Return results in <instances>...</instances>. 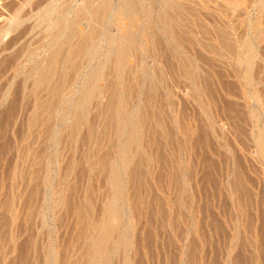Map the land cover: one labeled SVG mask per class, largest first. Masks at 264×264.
<instances>
[{
  "label": "rangeland",
  "instance_id": "rangeland-1",
  "mask_svg": "<svg viewBox=\"0 0 264 264\" xmlns=\"http://www.w3.org/2000/svg\"><path fill=\"white\" fill-rule=\"evenodd\" d=\"M103 1L0 0V264H83L111 194L107 167L120 159L121 98L144 111L143 154L124 174L131 227L113 264H264V0H168L183 5L167 12L180 46L163 31L164 0H145L122 82L107 57L129 15L118 11L123 0H108V17L93 16ZM76 14L81 33L97 28L91 54L68 64L74 37L39 86ZM92 81L100 94L77 123L75 102Z\"/></svg>",
  "mask_w": 264,
  "mask_h": 264
},
{
  "label": "bare ground",
  "instance_id": "bare-ground-1",
  "mask_svg": "<svg viewBox=\"0 0 264 264\" xmlns=\"http://www.w3.org/2000/svg\"><path fill=\"white\" fill-rule=\"evenodd\" d=\"M98 1V0H97ZM102 1V0H101ZM159 1V0H158ZM162 1V0H161ZM160 1V2H161ZM95 2V1H94ZM144 2L145 0H123L122 1V5L120 6V9L118 11H120V13L125 14L124 16H126V14L129 15V25H123L121 27V34L119 36H112V44H110V46L113 45V51L111 50L109 54V57H107V61H110L112 63V68H113V72L116 74L117 80L122 82L123 80V76L124 73L126 71V67H127V61L129 56L131 57L130 54H132L133 50H135V47H137V40H136V31L138 32V26H137V18L138 15L141 11V9L144 8ZM179 2V1H178ZM87 3V1H86ZM92 3V2H91ZM162 3V2H161ZM261 3V2H260ZM90 4V3H89ZM183 4V3H182ZM259 4V3H258ZM92 5V4H91ZM90 5V6H91ZM186 5V4H185ZM97 6V5H96ZM160 6H162L160 4ZM183 6V5H182ZM181 4H177L176 2H172V1H168V0H164L163 1V9H161L163 11L162 17H163V22L161 23L163 25V31L166 32L169 36V38L174 41L175 43H177L179 46L183 44V39L182 37L179 35L180 32L178 31V29H180L179 24L173 23L171 21V19H168L167 17V12L168 11H177V9L181 10L182 9ZM257 6V5H256ZM93 7V6H92ZM110 7V2L107 1H103V3H101L100 6L95 7L94 6V11L92 12L93 16H96L102 20L106 19L107 16V12L108 9ZM263 7V6H262ZM71 8V7H70ZM80 8V7H79ZM187 8V7H186ZM190 9V8H189ZM63 10V9H62ZM86 10V9H85ZM84 10V11H85ZM93 10V9H92ZM91 10V11H92ZM145 10V9H144ZM89 11V10H88ZM110 11V10H109ZM152 11V10H151ZM193 11V10H192ZM158 12V11H157ZM182 12V11H181ZM194 12V11H193ZM180 13V12H179ZM63 14V13H62ZM80 14V13H79ZM77 15V17L72 20L71 24H70V31H69V37L68 39L64 40L63 42H61L59 44V46L57 47V49L55 48V50L53 51L52 55L49 58V61L46 63L47 65L44 66L41 70L39 76H38V80L37 83L42 84L44 81L48 80L50 78H54L56 76V74L58 73L57 71V65L59 63L60 56L61 53L64 49H66V47H68L70 44L73 45L71 43L72 39L74 37H78L79 38V42H78V48L77 49H73L72 51H69V55H68V64L72 65L76 62L77 58L79 57V51H86V54L89 53L91 54V48L92 44L95 43L93 42L94 39V35L96 34V29L94 27H92V29H90V32L88 31V34L85 32L86 34L81 33L78 30V24L80 23V21L84 18L83 15ZM119 14V12H118ZM120 14V15H121ZM122 14V15H123ZM193 14V13H192ZM64 15V14H63ZM86 15V14H85ZM111 15V13H110ZM61 16V15H60ZM108 17V16H107ZM176 17V16H175ZM184 17V16H183ZM161 18V17H160ZM159 18V19H160ZM174 18V17H173ZM96 19V18H95ZM109 19V18H108ZM127 19V17H126ZM139 19V18H138ZM151 19V18H150ZM184 19V18H183ZM61 20H63L61 18ZM94 20V19H93ZM181 20V19H180ZM123 21V20H122ZM121 21V22H122ZM199 21V19H198ZM62 22V21H61ZM93 22V21H92ZM120 22V23H121ZM124 22V21H123ZM57 23V22H56ZM60 23V22H59ZM83 23V22H82ZM198 23V22H197ZM200 23V22H199ZM198 23V24H199ZM66 24V23H64ZM64 24L62 27H64ZM97 24V23H96ZM56 25V24H55ZM94 25V24H93ZM122 25V24H120ZM140 25V24H138ZM143 25V24H142ZM145 25V24H144ZM147 25V24H146ZM161 25V26H162ZM190 25V24H189ZM54 26V25H53ZM95 26V25H94ZM203 26V25H202ZM61 27V28H62ZM67 26L64 27V29ZM148 27V26H147ZM199 27V26H198ZM55 28V27H54ZM57 28V27H56ZM145 28V27H144ZM99 30V29H98ZM145 30V29H144ZM222 30V29H221ZM101 31V29H100ZM140 31V30H139ZM181 31V30H180ZM182 32V31H181ZM188 32V30H187ZM209 32V31H208ZM223 32V31H222ZM226 32V31H225ZM64 33V32H63ZM98 33V32H97ZM112 33V32H111ZM120 33V31H119ZM157 33V32H156ZM202 33V32H201ZM221 33V32H220ZM58 34V33H57ZM148 34V33H147ZM227 34V33H226ZM54 35V33H53ZM59 35V34H58ZM63 35V34H62ZM202 35V34H201ZM220 35V34H219ZM229 35V34H228ZM55 36V35H54ZM164 36V35H163ZM76 37V38H77ZM193 37V36H192ZM206 37V36H205ZM108 38V37H107ZM138 38V37H137ZM141 38V37H140ZM213 38V37H212ZM148 39V38H147ZM158 39V38H157ZM109 40V39H108ZM107 40V41H108ZM111 40V39H110ZM170 40V41H171ZM186 40V39H185ZM197 40V39H196ZM246 40V39H245ZM243 41L244 43H242L243 48V54H244V62L245 64L251 65L254 61V50H253V45L250 44L247 40ZM74 41V40H73ZM97 41V40H96ZM191 41V40H190ZM167 42V41H166ZM233 42V41H232ZM251 42V41H250ZM140 43V42H139ZM142 43V42H141ZM154 43V42H153ZM229 44V43H228ZM50 45V44H49ZM56 45V44H55ZM94 45V44H93ZM97 45V44H96ZM141 45V44H140ZM145 45V44H144ZM155 45V44H153ZM206 45V44H204ZM231 45V44H230ZM75 46V45H74ZM99 46V45H98ZM97 46V47H98ZM101 46V45H100ZM99 46V47H100ZM207 46V45H206ZM234 46V45H233ZM232 46V47H233ZM53 47V46H52ZM96 48V47H95ZM111 48V47H110ZM138 48V47H137ZM159 48V47H158ZM167 48V47H166ZM217 48V47H216ZM226 48V47H225ZM99 49V48H98ZM142 51V48H140ZM230 49V48H229ZM232 49V48H231ZM51 50V49H50ZM137 50V49H136ZM184 50V49H183ZM217 50V49H216ZM51 51V52H52ZM94 51V50H92ZM98 51V50H97ZM105 51V50H104ZM162 51V49H161ZM235 51V50H234ZM50 52V53H51ZM95 52V51H94ZM132 52V53H131ZM150 52V51H149ZM179 52V51H178ZM185 52V51H184ZM155 53V52H154ZM160 53V52H159ZM82 54V53H81ZM99 54V53H98ZM97 54V55H98ZM200 54V53H199ZM134 55V53H133ZM132 55V56H133ZM159 55V54H158ZM229 55V54H228ZM152 56V55H151ZM202 56V54L200 55ZM235 56V55H234ZM49 57V56H48ZM105 57V56H104ZM134 57V56H133ZM204 57V56H203ZM95 58V57H94ZM109 58V60H108ZM189 58V57H188ZM181 59V58H180ZM65 60V59H64ZM88 60V59H87ZM176 60V59H175ZM79 61V59H78ZM90 61V60H89ZM39 62V61H38ZM37 62V63H38ZM62 62V61H61ZM67 63V61H66ZM109 63V62H107ZM132 63V62H131ZM130 63V64H131ZM180 63H182V65H186L184 64V62H182V59L180 60ZM190 63V62H189ZM80 64V63H79ZM195 64V63H194ZM62 65V64H61ZM75 65V64H74ZM73 65V66H74ZM82 65V64H81ZM104 65V64H103ZM129 65V64H128ZM197 65V64H196ZM39 66V65H37ZM75 67V66H74ZM77 67V66H76ZM249 67V66H248ZM32 68V66H31ZM61 68V67H59ZM84 68V67H83ZM90 68V67H89ZM185 68V67H184ZM187 68V67H186ZM199 68V66H198ZM86 69V68H85ZM34 70V69H33ZM251 70V69H250ZM96 71V70H95ZM139 71V74L142 73L143 75L147 74V70H146V66L144 68V66H141L139 68V70H136L135 72ZM90 72V71H89ZM127 73V72H126ZM131 73V72H130ZM71 74V73H70ZM89 74V73H88ZM103 74V68L98 70L96 73V78H99L102 76ZM152 74V73H151ZM189 74L191 75V79L193 81L194 84H196V80H197V71L194 70H190ZM36 75V74H35ZM64 75V74H63ZM127 75V74H126ZM80 76V75H79ZM149 76V75H148ZM31 77V76H30ZM33 77H35L33 75ZM115 77V78H116ZM153 76L151 75L150 78H152ZM188 77V76H186ZM190 77V76H189ZM61 78V77H60ZM94 78V77H93ZM57 79V78H55ZM101 79V78H100ZM157 79V78H156ZM89 80V79H88ZM96 80V79H94ZM141 80V79H140ZM47 81V82H48ZM97 81V82H98ZM107 81V80H106ZM71 82V81H70ZM113 82V81H111ZM62 83V82H61ZM85 84V83H84ZM59 85V84H58ZM57 85V86H58ZM97 83L96 82H90L88 84V86H86V89L84 90V92L82 93L83 95L75 102V118L77 123L83 121L86 118V111H87V105L89 102V99H92V96H96L97 93L100 92V89L97 87ZM124 85V84H123ZM53 86V85H51ZM55 86V85H54ZM56 86V87H57ZM64 85L60 84V86H58V92L61 89V87L63 88ZM84 86V85H83ZM82 86V87H83ZM107 86V85H106ZM125 86V85H124ZM152 86V85H151ZM154 86V85H153ZM101 88V87H100ZM113 88V87H112ZM111 88V89H112ZM137 88V87H136ZM156 88V87H155ZM109 90V89H108ZM102 92V91H101ZM152 92V90H151ZM111 93V92H110ZM119 93V92H118ZM100 94V93H99ZM104 94V93H103ZM188 94V93H187ZM198 94V93H197ZM203 94V93H202ZM63 95V94H62ZM117 95V94H116ZM119 96V95H118ZM123 96V95H122ZM121 97V96H120ZM113 98L115 99V97L113 96ZM129 98V97H128ZM113 99V100H114ZM122 99V98H121ZM114 100L119 108L118 110H116L115 116H114V121H115V131L113 134V142L117 141L118 144V155L119 156V161L118 162H111L107 167V172H108V177H107V184L110 187V192L111 194L109 195V198L107 200V202L104 203L103 206V217L102 219L98 222L96 228H95V232L93 234V236L91 237L90 241L88 242V248L85 250L84 252V262L83 264H113V260H112V256L114 254V252H118L121 248H125L127 245V242H129L128 240V235H127V231L126 229L130 226V224L127 222L126 224H129V226L125 229L122 225V213H123V208L125 205H127L129 202L127 200V195H126V179H124V174L126 173V171L128 172L132 162L134 161V159L136 157H138V155L143 154V121H142V113L144 112L142 110V108H140L139 106H131L130 103L124 99L122 100ZM129 100V99H128ZM198 100V99H197ZM55 101V100H54ZM71 101V100H70ZM110 102V101H109ZM115 102H112L116 104ZM146 103V102H145ZM61 104V102H60ZM140 104V103H139ZM142 104V103H141ZM47 105V104H46ZM45 105V106H46ZM50 105V104H49ZM117 106V105H116ZM44 108V107H43ZM46 110H50L52 108H50L49 106H46ZM65 108V107H64ZM63 108V109H64ZM60 109V108H59ZM74 109V108H73ZM145 109V108H144ZM45 110V108H44ZM148 110V109H147ZM41 111V109H40ZM53 111V110H52ZM63 111V110H62ZM66 111V110H65ZM146 111V110H145ZM45 112V111H44ZM55 112V111H54ZM53 112V113H54ZM46 113V112H45ZM69 113V111H68ZM73 113V112H72ZM48 114V113H47ZM114 114V113H113ZM51 115V114H50ZM72 115V114H71ZM61 116V115H60ZM57 118V117H56ZM63 118V117H62ZM72 118V117H71ZM39 119V118H38ZM110 120V119H109ZM145 122V121H144ZM55 123V122H54ZM75 123V122H74ZM71 124V123H70ZM86 124V123H85ZM72 125V124H71ZM110 125V124H109ZM151 125V124H150ZM149 125V126H150ZM153 127V126H152ZM68 128V127H67ZM71 128V127H70ZM73 128V127H72ZM71 128V129H72ZM110 128V127H109ZM147 129V128H146ZM74 129H72L73 131ZM70 132V131H69ZM110 134V133H109ZM152 136V135H151ZM260 140V139H259ZM115 144V143H114ZM147 144V143H146ZM111 148V146H110ZM262 148V147H261ZM113 149V148H112ZM112 151V150H111ZM145 155V154H144ZM140 157V156H139ZM106 161V160H105ZM153 162V161H152ZM147 168V167H146ZM137 170V169H136ZM131 172V171H130ZM134 172V171H133ZM137 175V174H136ZM131 177V176H130ZM106 184V183H105ZM54 194V192H53ZM56 194V193H55ZM109 194V193H108ZM128 194V193H127ZM51 195V194H50ZM55 196V195H53ZM58 197V195L56 196ZM63 197V196H62ZM59 198V197H58ZM61 198V197H60ZM59 198V199H60ZM58 199V200H59ZM63 199V198H62ZM68 199V198H67ZM57 200V199H56ZM63 201V200H62ZM128 202V203H127ZM56 204V203H55ZM128 206V205H127ZM126 206V207H127ZM133 207V206H132ZM126 209V208H125ZM125 211V210H124ZM127 212V211H126ZM125 213V212H124ZM130 213V212H129ZM85 214V213H84ZM91 214V213H90ZM124 216V215H123ZM124 220V218H123ZM128 221V220H127ZM124 224V223H123ZM127 226V225H126ZM125 226V227H126ZM131 227V226H130ZM129 227V229H130ZM133 228V227H132ZM135 229V228H134ZM129 231V230H128ZM129 234V233H128ZM131 237V236H130ZM87 245V244H86ZM129 245V244H128ZM85 249V248H84ZM126 249V248H125ZM123 249V250H125ZM128 250V249H127ZM52 254V253H51ZM116 255V254H115ZM114 255V256H115ZM128 256V255H127ZM48 258V257H47ZM127 258V257H126ZM124 259V258H123ZM50 260V259H48ZM57 260V259H56ZM115 260V259H114ZM121 260V259H120ZM58 261V260H57ZM56 261V262H57ZM47 262V261H46ZM134 262V261H133ZM51 264H56L55 262L51 263ZM120 264V263H119ZM123 264H131V262L127 259L124 260Z\"/></svg>",
  "mask_w": 264,
  "mask_h": 264
}]
</instances>
